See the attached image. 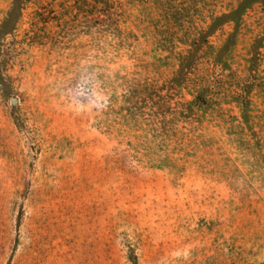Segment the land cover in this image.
I'll return each mask as SVG.
<instances>
[{"label": "rangeland", "instance_id": "374dc122", "mask_svg": "<svg viewBox=\"0 0 264 264\" xmlns=\"http://www.w3.org/2000/svg\"><path fill=\"white\" fill-rule=\"evenodd\" d=\"M0 264H264V0H0Z\"/></svg>", "mask_w": 264, "mask_h": 264}, {"label": "water", "instance_id": "95a60500", "mask_svg": "<svg viewBox=\"0 0 264 264\" xmlns=\"http://www.w3.org/2000/svg\"><path fill=\"white\" fill-rule=\"evenodd\" d=\"M13 102H16V99H14Z\"/></svg>", "mask_w": 264, "mask_h": 264}]
</instances>
